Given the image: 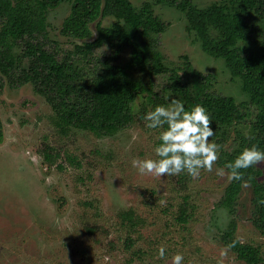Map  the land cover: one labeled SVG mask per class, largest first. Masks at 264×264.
I'll return each instance as SVG.
<instances>
[{
	"label": "rangeland",
	"instance_id": "374dc122",
	"mask_svg": "<svg viewBox=\"0 0 264 264\" xmlns=\"http://www.w3.org/2000/svg\"><path fill=\"white\" fill-rule=\"evenodd\" d=\"M135 8L149 2L164 31L154 37L166 66L178 65L187 56L192 67L209 75L212 92L247 103L238 81L233 80L220 59L202 51L186 30L182 12L155 4V0H130ZM203 8L222 0H190ZM70 1L47 12V33L63 49L74 42L60 35ZM112 18L101 20L111 26ZM92 38L96 36L91 25ZM264 38V31L261 34ZM264 40V39H262ZM108 47L97 50L107 54ZM166 75L154 77V91L166 96ZM142 97L133 103L135 122L113 136L96 137L71 129L60 135L52 125L53 112L31 84L12 88L6 81L0 94V264H171V257L183 253L185 264H244L227 248L221 237L234 223V237L253 243L264 256V235L252 220V184L241 185L233 212L221 206L232 181L218 176V160L211 172L201 170L198 178L186 173L176 176L141 175L131 164L135 157L155 158L158 129L146 128L138 117ZM244 122L227 128L228 139L221 151L237 148V133L249 134L254 107L242 108ZM209 140H212L210 137ZM215 141V140H213ZM47 153L52 164L43 159ZM227 173V170L225 169ZM255 178L264 186V162L254 166ZM186 205L185 224L177 222L179 207ZM132 210L144 224L128 233L118 214ZM164 246V258L157 250Z\"/></svg>",
	"mask_w": 264,
	"mask_h": 264
},
{
	"label": "trees",
	"instance_id": "16d2710c",
	"mask_svg": "<svg viewBox=\"0 0 264 264\" xmlns=\"http://www.w3.org/2000/svg\"><path fill=\"white\" fill-rule=\"evenodd\" d=\"M65 1L0 0V94L4 81L12 88L31 84L50 106L51 123L60 135L77 129L98 138L113 136L133 125L137 97L144 99L138 111L140 119L156 105L168 106L172 98L184 101L186 108L202 103L210 113V127L216 131L210 138L219 145L228 139V127L244 122L242 108L250 105L256 113L249 134L237 133V148L231 153L221 151L218 162L224 167L226 161L252 144L264 148V0L214 1L203 8L190 0H155V4L182 12L186 30L202 51L223 61L248 98L241 104L213 93L209 75L195 70L187 56H181L178 65H165L154 37L164 31V24L154 16L149 2L135 8L130 0H69L70 12L60 35L80 43L74 42L71 49L61 48L48 37L47 12ZM104 18H112L114 23L103 26ZM92 24L96 36L91 40ZM104 47H108V53L98 55L97 50ZM161 74L168 79L166 96L154 91V77ZM43 159L52 164L47 153ZM241 171L242 179L252 184V223L264 235V205L258 204L264 199V186L257 182L254 166ZM242 184L231 182L221 202L223 208L233 212ZM177 214V222L185 224L186 205L179 207ZM117 216L128 233V243L130 233L144 221L132 210ZM234 227L231 223L224 232L223 244L232 245L228 249L244 264H264L260 248L240 243L234 237Z\"/></svg>",
	"mask_w": 264,
	"mask_h": 264
},
{
	"label": "clouds",
	"instance_id": "9594fccd",
	"mask_svg": "<svg viewBox=\"0 0 264 264\" xmlns=\"http://www.w3.org/2000/svg\"><path fill=\"white\" fill-rule=\"evenodd\" d=\"M142 119L146 122V128L159 131L158 143L152 149L155 158L135 157L131 161L139 174L161 178L186 173L195 179L200 176L201 170H213L221 146L208 139L214 137L216 131L210 127V113L202 103L186 108L184 101L172 98L168 106L156 105L152 110L146 111ZM258 162H264V148L252 144L244 147L233 160L226 161L224 167L217 169L216 174L226 175L229 181H241L247 187L248 182L242 179L244 173L241 170L256 166ZM225 169L228 170L227 173ZM258 204L264 205V199L259 200ZM229 247L232 245L221 249V257L227 255ZM165 255L166 250L161 245L157 256L164 258ZM171 264H185L183 253H175L171 257ZM217 264H223V261L218 260Z\"/></svg>",
	"mask_w": 264,
	"mask_h": 264
}]
</instances>
